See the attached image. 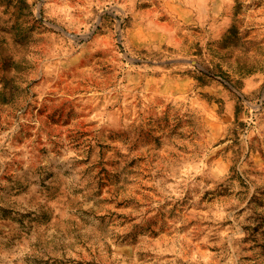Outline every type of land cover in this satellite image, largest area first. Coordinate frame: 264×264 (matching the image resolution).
Instances as JSON below:
<instances>
[{"label":"rangeland","instance_id":"obj_1","mask_svg":"<svg viewBox=\"0 0 264 264\" xmlns=\"http://www.w3.org/2000/svg\"><path fill=\"white\" fill-rule=\"evenodd\" d=\"M0 264H264V0H0Z\"/></svg>","mask_w":264,"mask_h":264}]
</instances>
